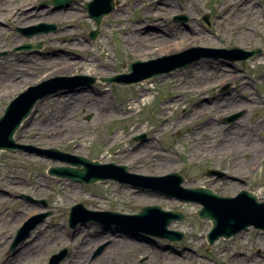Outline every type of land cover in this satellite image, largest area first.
Instances as JSON below:
<instances>
[{"label": "rangeland", "instance_id": "obj_1", "mask_svg": "<svg viewBox=\"0 0 264 264\" xmlns=\"http://www.w3.org/2000/svg\"><path fill=\"white\" fill-rule=\"evenodd\" d=\"M21 1L0 0V117L12 99L57 68H67L62 76L87 75L96 81L89 85L79 79L73 89L50 92L37 101L16 132L17 143L125 164L143 175L178 171L186 187L202 185L224 196L248 189L264 200V0H117L95 40L89 33L96 24L85 8L90 0L44 12L46 7L30 5L23 16L13 10ZM33 11L45 14L34 16ZM177 15H187L189 21L185 16L180 18L185 24L178 22ZM204 15L210 16L209 25ZM28 22L55 23L58 30L27 37L18 28ZM249 25L251 32L246 30ZM38 41L44 42L42 53L19 49ZM191 47L220 51L137 84L101 80L129 72L131 60ZM230 47L262 50L252 59L233 61L243 53L223 50ZM241 110L245 112L236 122H224ZM64 111L69 132L50 134L51 124H65ZM143 133L146 139H134ZM45 154L0 149V264H49L50 257L64 249L67 255L61 264H264V230L251 227L210 246L206 234L212 222L199 218V203L115 180L87 184L49 175L50 167L69 163ZM210 168L226 176L210 177ZM79 202L93 210L127 214L145 205L180 210L185 219L172 222L169 229L184 232V239L171 242L96 221L70 227V207ZM47 211L46 220L11 251L17 229L29 217ZM101 245L102 253L94 256Z\"/></svg>", "mask_w": 264, "mask_h": 264}, {"label": "water", "instance_id": "obj_2", "mask_svg": "<svg viewBox=\"0 0 264 264\" xmlns=\"http://www.w3.org/2000/svg\"><path fill=\"white\" fill-rule=\"evenodd\" d=\"M70 0H54V4L67 3ZM89 14L93 17L98 25V28L91 32V38L95 39L99 33V28L102 23V18L111 13L116 5L114 0H93L87 3ZM36 28V32H40L39 25L30 27ZM55 28L54 25L48 26L47 30ZM34 31L28 32L31 35ZM26 47H32L28 44ZM37 46H41L39 43ZM214 49L192 47L180 53L165 55L157 59L148 61L133 60L128 64L130 73L122 74L114 78H103L104 81H116L118 83H138L140 81L152 78L165 72H171L177 68L187 66L188 64L206 56H211L210 53ZM232 55L233 52H242L233 56L247 60L253 58L261 49H253L244 51L240 48L229 49ZM79 79H89L95 81L93 77L86 76H61L49 79L38 85L29 87L21 93L17 98L11 101L8 105L3 117L0 118V148L13 150L15 148H27L30 150H38L52 158H59L67 163L78 167H51L50 174L59 176H68L75 180L94 183L115 179L121 183H130L134 187L151 189L168 197H176L184 201H195L203 205L198 211V215L204 219L213 221V229L208 233L207 238L210 244H213L216 239L221 236L230 238L238 232L248 229L250 225L264 229V201H259V198L254 193L248 190H242L235 197L221 196L213 190L205 187L187 188L183 186L185 177L178 172H172L162 176L142 175L129 171L127 165H118L114 162L102 164L100 161L89 159L85 156H79L52 148L49 151L36 149L34 147H26L17 144L14 138L15 131L19 128L21 122L28 117L31 109L38 99L43 98L50 92L57 91L66 86H70V82ZM75 84V83H74ZM73 84V85H74ZM79 83H76V85ZM241 114V113H240ZM240 114H236L231 118L234 120ZM145 138V135L142 136ZM80 165H84L81 168ZM210 171L208 174L212 175ZM72 215L70 223L75 226L79 221L82 223L88 220H96L106 224H119L127 229L136 230L138 232L151 233L159 237L169 238L171 240L183 239V233L168 229L169 225L175 220H183L185 215L177 210H165L160 205H147L136 214H125L119 211H92L85 207L83 203L75 205L71 208ZM84 211V218L79 216V212ZM49 213H42L33 216L28 222L19 229L18 238L12 245L15 247L21 240H24L30 235L32 229L42 223ZM103 249L101 246L96 254ZM64 253L54 255L50 264H59L65 257Z\"/></svg>", "mask_w": 264, "mask_h": 264}, {"label": "bare ground", "instance_id": "obj_3", "mask_svg": "<svg viewBox=\"0 0 264 264\" xmlns=\"http://www.w3.org/2000/svg\"><path fill=\"white\" fill-rule=\"evenodd\" d=\"M229 0H226V1H223L222 0V2H228ZM238 1V0H237ZM39 1H37V2H35L34 3V5H36L37 3H38ZM244 2H245V0H244ZM243 2V3H244ZM232 5H231V3L229 4V6L228 7H231ZM26 5H22V7L20 8V10H25L26 8ZM227 7V8H228ZM44 10L45 9H42V11L41 12H44ZM37 14V13H36ZM27 22V21H26ZM29 24H32V23H30V22H28ZM255 29V28H254ZM254 29H253V31H254ZM246 30L248 31V32H251L252 31V27L249 25V26H247V28H246ZM256 30V29H255ZM126 43H127V40H126ZM173 49V48H172ZM170 52L171 51H169L168 52V54H170ZM58 61H60V59H58ZM68 67V66H67ZM65 69H67V68H57L55 71H53V72H49V73H46L45 75H43V77H42V81L43 80H46V79H49V77H51V76H58V75H62V74H64L65 72H66V70ZM73 89V88H72ZM71 90V89H70ZM73 91H75V90H73ZM72 93V92H71ZM71 99H67V101L66 102H68V104H70L71 106H72V104H73V102L72 101H70ZM138 100V99H137ZM58 100H56V102H57ZM67 109V108H66ZM115 109H118V108H115ZM131 109H133V107L131 108ZM61 118H63L64 120H65V124H63L62 126L63 127H65V128H61L60 126H57V124H51L50 125V129H48V132L50 133V134H52V135H57V134H60L61 132H69V125H70V120H69V117H68V111H64L63 113H62V115H61ZM47 123V122H46ZM56 123H58L59 125H60V118L58 119V120H56ZM60 127V128H59ZM262 141H263V143H264V138L262 139ZM202 144H206L205 142H201ZM206 146V145H205ZM211 146H213V144L211 145ZM262 146H264V145H262ZM202 146H200L199 148H201ZM204 148V147H203ZM201 154V151H196V155H200ZM3 215V214H2ZM113 234H115L116 235V232L115 231H113L112 233H111V235H113ZM80 235V234H79ZM118 235V234H117ZM120 236H121V234H120ZM116 239V238H115ZM126 240H128V241H130V242H133V243H136V244H138L139 242H136L135 240H132V239H127V238H125ZM119 243H126L128 246H130L131 245V243H129V242H127V241H122V242H119ZM114 244V243H113ZM112 244V245H113ZM142 248H144V246H143V244L142 243H139L138 244V249H142Z\"/></svg>", "mask_w": 264, "mask_h": 264}, {"label": "flooded vegetation", "instance_id": "obj_4", "mask_svg": "<svg viewBox=\"0 0 264 264\" xmlns=\"http://www.w3.org/2000/svg\"><path fill=\"white\" fill-rule=\"evenodd\" d=\"M46 8H45V10L47 11V8H50L51 9V5H47V6H45ZM52 11V10H51Z\"/></svg>", "mask_w": 264, "mask_h": 264}]
</instances>
